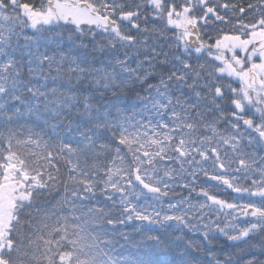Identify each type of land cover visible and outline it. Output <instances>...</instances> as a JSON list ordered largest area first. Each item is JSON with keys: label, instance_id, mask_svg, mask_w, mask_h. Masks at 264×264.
<instances>
[{"label": "snow or ice", "instance_id": "1", "mask_svg": "<svg viewBox=\"0 0 264 264\" xmlns=\"http://www.w3.org/2000/svg\"><path fill=\"white\" fill-rule=\"evenodd\" d=\"M185 231L264 264V0H0V264H221Z\"/></svg>", "mask_w": 264, "mask_h": 264}, {"label": "trees", "instance_id": "2", "mask_svg": "<svg viewBox=\"0 0 264 264\" xmlns=\"http://www.w3.org/2000/svg\"><path fill=\"white\" fill-rule=\"evenodd\" d=\"M158 43H160L161 47L167 50V45L164 42L161 41ZM201 182H203V178H201ZM214 183L215 182H210L208 185H205V186L208 187L209 190L212 193L216 194L219 198L231 201L236 197L235 193H232L230 190H225L223 186L212 187V184ZM177 193L179 194L170 195L169 199L174 201V200L179 199V195L181 194L186 195V192L180 193L179 190H177ZM59 195L60 193H54L53 197H57ZM192 199L194 202H196L198 198L195 196V194H193ZM199 199H202V198H199ZM212 218L216 219L215 214L212 215ZM219 220L222 225L226 223L223 216H220ZM139 223H140L139 221H133L130 224L123 226V230L130 233V239L135 240V241H139L141 237H140V233L135 231L132 225L139 224ZM234 223L242 226V221H235ZM151 227L156 228L157 226H151ZM228 230L231 231V229H228ZM151 234L161 236L162 239L164 238L163 231L158 228L156 231L152 232ZM177 234L178 233H173L172 237H169V239H172ZM216 235H217V239L214 242V244L211 246H208L206 245V242L203 241L201 234L199 232L185 231L184 233L185 240H191L201 245V252L199 253L201 261H203L205 257L211 258L214 255L217 259L221 261V264H223V261L229 257L231 258L232 264H243V260L245 259L244 250L246 249V245H244L241 242L229 241L222 234L217 233ZM253 239L254 241H258L261 239V237L256 236ZM148 243H151V242L149 241ZM177 243L183 246V241H177ZM208 247L212 248L211 252L207 251Z\"/></svg>", "mask_w": 264, "mask_h": 264}]
</instances>
